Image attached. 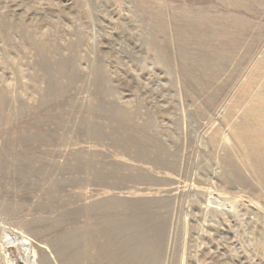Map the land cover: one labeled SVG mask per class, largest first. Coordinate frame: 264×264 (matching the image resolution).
<instances>
[{"label": "rangeland", "instance_id": "374dc122", "mask_svg": "<svg viewBox=\"0 0 264 264\" xmlns=\"http://www.w3.org/2000/svg\"><path fill=\"white\" fill-rule=\"evenodd\" d=\"M0 264H264V0H0Z\"/></svg>", "mask_w": 264, "mask_h": 264}, {"label": "bare ground", "instance_id": "6f19581e", "mask_svg": "<svg viewBox=\"0 0 264 264\" xmlns=\"http://www.w3.org/2000/svg\"><path fill=\"white\" fill-rule=\"evenodd\" d=\"M69 245V244H68Z\"/></svg>", "mask_w": 264, "mask_h": 264}]
</instances>
